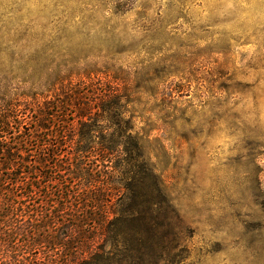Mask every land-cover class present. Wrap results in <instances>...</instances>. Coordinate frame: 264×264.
I'll use <instances>...</instances> for the list:
<instances>
[{"label":"rangeland","instance_id":"374dc122","mask_svg":"<svg viewBox=\"0 0 264 264\" xmlns=\"http://www.w3.org/2000/svg\"><path fill=\"white\" fill-rule=\"evenodd\" d=\"M107 86L169 200L158 264H264V0H0V137L60 124L73 145ZM43 130L18 153L34 182Z\"/></svg>","mask_w":264,"mask_h":264},{"label":"trees","instance_id":"16d2710c","mask_svg":"<svg viewBox=\"0 0 264 264\" xmlns=\"http://www.w3.org/2000/svg\"><path fill=\"white\" fill-rule=\"evenodd\" d=\"M97 89L83 103L93 112L80 115L92 123H80L73 145L67 143L69 127L60 124L55 131L39 124L26 136L20 128L22 138L15 141L0 137V250L9 264L159 263L161 228L170 223L160 221L158 204L169 203L168 197L160 198L161 182L142 138L124 126L123 94L116 86ZM11 119L0 108L1 135L13 133ZM96 121L109 122L110 137L92 143L89 131L101 130ZM43 129L50 132L37 145L41 169L30 172L38 174L34 182L25 170L28 156L18 153ZM83 153L94 156L88 168L73 161ZM124 202L126 208L114 209Z\"/></svg>","mask_w":264,"mask_h":264}]
</instances>
